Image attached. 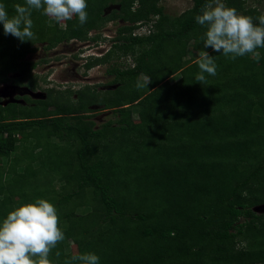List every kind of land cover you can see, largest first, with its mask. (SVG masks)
<instances>
[{
  "label": "trees",
  "instance_id": "obj_1",
  "mask_svg": "<svg viewBox=\"0 0 264 264\" xmlns=\"http://www.w3.org/2000/svg\"><path fill=\"white\" fill-rule=\"evenodd\" d=\"M160 1L86 0L83 25L33 10L35 38L23 43L0 24V84L36 92L46 83L32 75L46 60L28 59L38 46L97 43L90 31L122 22L110 49L84 65H108L115 88L47 89L0 105V221L38 199L54 205L65 239L51 264L85 253L99 264H264V48L262 63L205 48L195 17L208 0L173 17ZM24 2L0 0L10 17ZM222 2L259 25L247 0ZM149 22L148 34L134 33ZM201 51L217 65L205 83L196 80ZM144 76L151 83L137 88ZM105 112L113 119L98 124Z\"/></svg>",
  "mask_w": 264,
  "mask_h": 264
},
{
  "label": "clouds",
  "instance_id": "obj_2",
  "mask_svg": "<svg viewBox=\"0 0 264 264\" xmlns=\"http://www.w3.org/2000/svg\"><path fill=\"white\" fill-rule=\"evenodd\" d=\"M14 8L15 15L10 17L5 5L0 3V24L3 25L5 35H11L22 43L35 38L31 19L33 10L42 9L44 15L57 23L76 17L79 24L83 25L88 19L86 0H25L24 5L16 4ZM258 19L259 25H256L252 17L238 14L235 8L227 7L222 0H208L202 9V14L195 17L197 24L207 27L203 38L205 48L210 47L213 51L231 59L251 53L257 62H259L260 54L256 49L264 48V16ZM137 25L139 26L140 23ZM140 28H142L141 25L134 33ZM96 33L100 31L92 30L89 36L93 37ZM148 33L149 31L146 34ZM73 41L75 40L70 42ZM104 54L81 55V59L87 62L91 58L101 57ZM196 63L200 69L196 75L198 83L206 82L205 73L209 76L217 74L214 57L209 56L208 52L201 51ZM50 80L51 78L48 81L52 83L56 79ZM150 83L151 77L144 76L143 82L138 81L136 87L147 88ZM21 89L18 88V92ZM19 101L18 99L16 103ZM58 224L56 208L44 199L24 204L9 212L6 218L0 221V264H51L48 258L50 252L65 239ZM56 255L59 256L60 253L57 252ZM99 259L93 253L78 254L72 256L71 260L66 261L65 264H73L75 261H79L80 264H99Z\"/></svg>",
  "mask_w": 264,
  "mask_h": 264
},
{
  "label": "rangeland",
  "instance_id": "obj_3",
  "mask_svg": "<svg viewBox=\"0 0 264 264\" xmlns=\"http://www.w3.org/2000/svg\"><path fill=\"white\" fill-rule=\"evenodd\" d=\"M159 6L162 7L164 14L169 16H177L189 9L192 6V2L189 0H161ZM246 6L255 7L258 11L264 16V0H247ZM118 9L117 5H109L108 10ZM62 23V22H61ZM122 25L120 20L109 21L101 29V37L103 40H100L97 43L93 42H69L67 44H59L54 49L45 52L40 46L39 49L34 53L28 56V59L32 60H44L46 61L38 65V68L35 72H32V75H38L39 77L53 78L56 79L54 82L50 83L47 79V82H39L41 90H47L50 88H56L61 90L71 89L76 91L80 86L83 85H96L98 89H113L114 86H107L112 79L106 74L108 65H98L94 66L89 70L85 69L84 63L85 60L81 59V55H90L100 56L104 54L107 50L110 49L112 45L113 38L116 36L117 29ZM142 28L138 29L135 33L138 35H145L151 27V23H145L141 25ZM94 34V32H93ZM92 34V35H93ZM90 43V44H89ZM79 55V56H78ZM87 59V58H86ZM259 62L262 63V60L259 59ZM115 64V62H113ZM119 67L130 66L132 64L130 59H121L119 63H116ZM17 75L13 76L16 77ZM12 77V76H11ZM143 79V78H140ZM178 76H175L172 79L174 84L177 81ZM26 88L22 87L21 91L18 92V87L11 82L0 84V105L4 101H12L24 104L22 100V94L30 97L31 99H44L45 93L39 94L38 92L28 91ZM2 95V96H1ZM6 95V97H3ZM93 108V107H90ZM113 119V116L107 112L104 114H99L95 116L94 120L99 124L104 120ZM257 210L264 212V207H258ZM73 252L76 251L74 246H71Z\"/></svg>",
  "mask_w": 264,
  "mask_h": 264
},
{
  "label": "flooded vegetation",
  "instance_id": "obj_4",
  "mask_svg": "<svg viewBox=\"0 0 264 264\" xmlns=\"http://www.w3.org/2000/svg\"><path fill=\"white\" fill-rule=\"evenodd\" d=\"M44 60H46V58H45ZM37 68H38V66L36 67V69H37ZM36 69H34L32 72H35ZM48 79H49V78H48ZM50 81H54L53 78H51ZM25 90H26V89H25ZM28 91H30V90H28ZM37 92H38L39 94H43V93H42V90H41L40 88H39L38 90H36V93H37ZM21 96L23 97L24 95H21ZM33 99H34V98H33Z\"/></svg>",
  "mask_w": 264,
  "mask_h": 264
},
{
  "label": "water",
  "instance_id": "obj_5",
  "mask_svg": "<svg viewBox=\"0 0 264 264\" xmlns=\"http://www.w3.org/2000/svg\"><path fill=\"white\" fill-rule=\"evenodd\" d=\"M2 96V95H1ZM3 97H6V95H3ZM8 103H12V101L8 102V101H4L3 103H1L2 106H6Z\"/></svg>",
  "mask_w": 264,
  "mask_h": 264
}]
</instances>
